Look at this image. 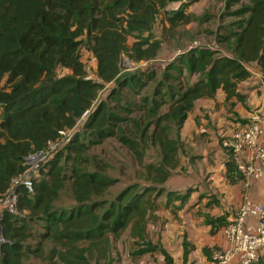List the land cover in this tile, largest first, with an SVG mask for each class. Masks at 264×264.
Masks as SVG:
<instances>
[{
	"label": "trees",
	"instance_id": "trees-1",
	"mask_svg": "<svg viewBox=\"0 0 264 264\" xmlns=\"http://www.w3.org/2000/svg\"><path fill=\"white\" fill-rule=\"evenodd\" d=\"M174 1L0 0V82L6 79L0 89V197L25 172L29 153L59 140V131L74 129L93 108L81 125L90 140L77 130L35 182L34 192L19 188L17 213L3 211L0 264H25L31 257L42 264L111 263L112 245L127 229L143 239L166 192L163 185L180 165V141L170 130L180 129L197 100L220 89L227 100H242L238 88L251 76L248 64L257 62L264 71V0H247L231 12L235 20L219 28L217 48L204 44L181 54L159 80L160 72L151 66L123 76L124 54L136 62L158 60L163 44L154 27L164 10L173 13L166 18L173 27L192 21L185 11L194 0L177 10L170 8ZM83 44L97 58L100 81L85 78ZM109 83L116 85L100 98ZM151 83H156L152 95L144 92ZM125 93L139 100L124 102ZM135 110L142 114L131 116ZM111 137L134 155L146 184L133 182L109 200L105 195L118 180L105 174L106 162L88 153ZM148 148L157 151L152 161L146 159ZM236 171L229 156L231 182ZM68 183L75 204L59 208ZM176 195L169 192L168 200ZM137 245L132 255L159 249L151 241Z\"/></svg>",
	"mask_w": 264,
	"mask_h": 264
},
{
	"label": "crops",
	"instance_id": "crops-1",
	"mask_svg": "<svg viewBox=\"0 0 264 264\" xmlns=\"http://www.w3.org/2000/svg\"><path fill=\"white\" fill-rule=\"evenodd\" d=\"M247 68L251 76L238 88L242 100H227L222 89L212 98L199 99L172 135L180 141V165L163 185L166 192L158 198L143 239L127 229L113 243L109 264H213L211 250L229 246L224 227L245 196L264 203V176L247 186L241 180L231 182L229 153L222 144L223 135L245 126L254 112L264 114V71L257 62ZM5 85L6 79L0 82V89ZM2 111L0 106V116ZM169 192L177 194L171 201ZM148 241L159 249L132 255L138 242Z\"/></svg>",
	"mask_w": 264,
	"mask_h": 264
},
{
	"label": "built area",
	"instance_id": "built-area-1",
	"mask_svg": "<svg viewBox=\"0 0 264 264\" xmlns=\"http://www.w3.org/2000/svg\"><path fill=\"white\" fill-rule=\"evenodd\" d=\"M182 4L191 0H175ZM180 8V7H179ZM194 44L191 49L202 46ZM209 46V45H208ZM211 47V46H210ZM87 80L100 81L97 74V58L90 53ZM125 56V54L123 55ZM132 62H136L133 61ZM145 61L136 62L141 65ZM93 108L87 109L76 127L72 130H61L59 140H51L46 147L34 150L25 157V172L12 179L8 190L0 197V245L6 242L3 236L1 218L3 211L17 213L19 188H25L33 193L35 182L47 170L56 152L63 148L71 136L79 130L82 123L89 117ZM223 146L236 165V180L249 185L253 179L264 176V114L256 111L248 123L227 135H223ZM224 233L229 241L226 248H212L211 260L213 264H263L264 250V203L255 202L245 196L239 209L231 215Z\"/></svg>",
	"mask_w": 264,
	"mask_h": 264
},
{
	"label": "rangeland",
	"instance_id": "rangeland-1",
	"mask_svg": "<svg viewBox=\"0 0 264 264\" xmlns=\"http://www.w3.org/2000/svg\"><path fill=\"white\" fill-rule=\"evenodd\" d=\"M246 2L247 0H239L236 2L235 0H194L191 4H189L187 10L185 11V14L191 16L192 21L188 24L180 23L175 27H173L170 24L169 20L166 19L167 16L173 15V13H168L169 10H164L159 15L154 27V35L163 44V50L158 60L152 62V64L145 62L135 67L136 62H132L131 58L125 54V56L122 57L121 62L122 75L125 76L126 74L132 72L141 73L149 70L147 68H150L151 66L152 68H156L157 71L160 72V74L158 75L159 80L165 68L168 67V65L171 64L175 60V58H180L181 54L192 50L191 46H193L194 44L198 43L218 47L216 35L218 34L219 28L235 20L231 12L235 11L236 8L240 7L241 4H245ZM180 6L181 3L177 1L176 4H171L170 8L177 10ZM133 41V38L129 39L130 43H132ZM81 48L82 59L87 64V62L90 61L91 58L90 52H87L88 48L85 44H83ZM84 50L87 51L85 52ZM91 55L93 56L92 53ZM87 65H89V63ZM60 73H64V71L61 69ZM168 83H174V81L170 80L168 81ZM115 85L116 83H109L104 88H102V90L100 91V98H106L109 90ZM155 85L156 83H151L149 87H146L144 92L152 95ZM165 87L164 90L166 91ZM126 95L128 97L126 96V99L124 98V102H127L130 100V98L134 97L131 93L130 95ZM134 98H136V100H139L137 96ZM166 108L167 107H165L164 109ZM141 114L142 112L135 110L134 113L131 114V116H139ZM79 129L82 134L86 135L85 139L89 141V132L86 131V129L82 126ZM170 133L171 135H174L175 128H172L170 130ZM88 154L92 157L98 158V160L106 162L107 168L105 174L118 180L117 183L109 189V191L105 195V198L109 200L113 199L120 190L133 182L137 181L143 185L146 184L145 180H143V178L141 177V165L138 163V161L135 160L134 155L130 153L126 147L121 146L120 142L116 138L111 137L101 145L92 146ZM156 157V149L148 148L146 152L147 161L149 159V161H152ZM63 161L64 158H62L61 162ZM71 163L72 162L70 161L69 165ZM68 172L70 173V169H68ZM69 184L70 183H68L67 188L62 193L61 199L57 203V206L59 208L71 209L75 204ZM32 226L35 228V230L42 229L38 224H34ZM25 263L42 264L39 259L34 257H31L28 260L26 259Z\"/></svg>",
	"mask_w": 264,
	"mask_h": 264
},
{
	"label": "bare ground",
	"instance_id": "bare-ground-1",
	"mask_svg": "<svg viewBox=\"0 0 264 264\" xmlns=\"http://www.w3.org/2000/svg\"><path fill=\"white\" fill-rule=\"evenodd\" d=\"M225 170V169H224Z\"/></svg>",
	"mask_w": 264,
	"mask_h": 264
}]
</instances>
